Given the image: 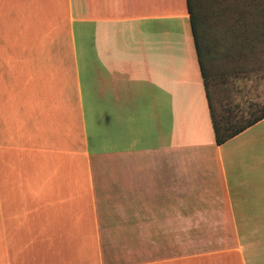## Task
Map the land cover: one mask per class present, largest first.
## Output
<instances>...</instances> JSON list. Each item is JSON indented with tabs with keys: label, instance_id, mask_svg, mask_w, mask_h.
Masks as SVG:
<instances>
[{
	"label": "crops",
	"instance_id": "1",
	"mask_svg": "<svg viewBox=\"0 0 264 264\" xmlns=\"http://www.w3.org/2000/svg\"><path fill=\"white\" fill-rule=\"evenodd\" d=\"M189 3L0 0V264H264V120L218 145L199 58L262 46L264 1L192 0L199 42Z\"/></svg>",
	"mask_w": 264,
	"mask_h": 264
},
{
	"label": "rangeland",
	"instance_id": "2",
	"mask_svg": "<svg viewBox=\"0 0 264 264\" xmlns=\"http://www.w3.org/2000/svg\"><path fill=\"white\" fill-rule=\"evenodd\" d=\"M250 1L237 0L239 8L236 10V13H244L243 5ZM197 3L209 15L228 14L230 12L229 6L233 5L234 0H197ZM207 57L206 66L208 67L210 77L209 88L220 114L224 112L223 107L229 105L228 103L230 101L238 105L241 104L247 111L250 110L248 104H245L248 101H251L252 104H256L258 107L264 105V44L262 46L257 44L254 47L253 53H247L245 55H240L239 53L211 54L207 55ZM237 85H243L242 88H244V91L242 93L239 92L240 89ZM220 101L222 102L220 103ZM257 106H255L256 109L258 108ZM252 133L257 134L255 136L249 134V137H251L249 139H252L253 143H260L261 139L264 141V124ZM245 145L247 146L244 147L242 145L243 147L237 150V153L241 152L242 155L238 156L240 161L237 163L234 172L236 173V177L241 180L243 186L238 194L244 196L245 199L251 195V198L254 199L257 192L264 187V142L261 145H252L251 150L248 144ZM246 151H248V155H246ZM10 232L13 235L12 231ZM2 235L4 236V231H0V236ZM11 235L9 234V236ZM12 241L13 244L10 246V250H13V253L15 251L16 253L20 252L23 246L20 243L18 244L17 241L14 243L13 237ZM104 248L109 262L114 260L116 263L118 257L120 258L119 255L122 256V259L117 263H127L129 261L127 247L106 246ZM2 249L3 247L0 246V255L4 254ZM34 256L33 253L30 254L31 259ZM11 264L33 263L30 261L28 263L23 261L16 263V261H13Z\"/></svg>",
	"mask_w": 264,
	"mask_h": 264
},
{
	"label": "trees",
	"instance_id": "3",
	"mask_svg": "<svg viewBox=\"0 0 264 264\" xmlns=\"http://www.w3.org/2000/svg\"><path fill=\"white\" fill-rule=\"evenodd\" d=\"M189 1H190L189 3L190 12L192 14L193 31L197 42H199V38H198L199 23L197 21V16L195 15L193 10L192 0ZM257 44H261L260 39H256V42H254V47ZM262 44H264V38ZM198 48H199V43H198ZM199 58L202 68V74L204 77V81L208 93L209 107H210V113H211L216 143L218 145H223L228 141H230L231 139L241 135L248 129L252 128L253 126L263 121L264 105L258 107L256 104H252L251 101H248L245 104H248L250 110L247 111L244 106H241V104L238 105L233 101H230V103H228L229 105H225V107H223L224 112L220 114L217 110L216 102L210 92V88H209L210 77H209L208 67L206 66L205 63V55L201 53L200 48H199ZM242 72H244V70H242ZM238 87L240 89L239 92L242 93L244 91V88H242L243 85ZM221 102L222 101H220V103ZM255 106H257L258 108L256 109Z\"/></svg>",
	"mask_w": 264,
	"mask_h": 264
}]
</instances>
